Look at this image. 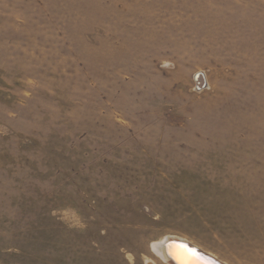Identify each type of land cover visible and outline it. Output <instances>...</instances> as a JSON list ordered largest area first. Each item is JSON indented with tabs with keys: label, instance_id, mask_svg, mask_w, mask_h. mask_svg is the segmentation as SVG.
Segmentation results:
<instances>
[{
	"label": "rangeland",
	"instance_id": "1",
	"mask_svg": "<svg viewBox=\"0 0 264 264\" xmlns=\"http://www.w3.org/2000/svg\"><path fill=\"white\" fill-rule=\"evenodd\" d=\"M264 264V0H0V264Z\"/></svg>",
	"mask_w": 264,
	"mask_h": 264
},
{
	"label": "bare ground",
	"instance_id": "2",
	"mask_svg": "<svg viewBox=\"0 0 264 264\" xmlns=\"http://www.w3.org/2000/svg\"><path fill=\"white\" fill-rule=\"evenodd\" d=\"M170 241H182L185 243ZM190 243L191 242H187L184 239L169 237L159 242L157 245L153 244L152 248L153 251L162 256L168 264H223V262L213 254L204 252L200 247ZM191 247L195 249H190ZM199 252H201V254Z\"/></svg>",
	"mask_w": 264,
	"mask_h": 264
},
{
	"label": "water",
	"instance_id": "3",
	"mask_svg": "<svg viewBox=\"0 0 264 264\" xmlns=\"http://www.w3.org/2000/svg\"><path fill=\"white\" fill-rule=\"evenodd\" d=\"M170 242H175V243H185V242H182V241H170ZM167 244V243H166ZM165 244V245H166ZM190 249H195V248H190ZM200 254H201V252H199ZM205 257H208L207 255H204ZM208 258H210V257H208Z\"/></svg>",
	"mask_w": 264,
	"mask_h": 264
}]
</instances>
